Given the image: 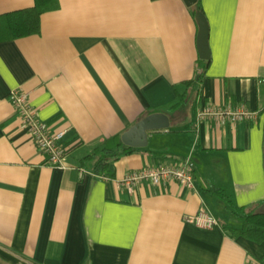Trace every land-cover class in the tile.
Returning a JSON list of instances; mask_svg holds the SVG:
<instances>
[{
  "label": "crops",
  "instance_id": "1",
  "mask_svg": "<svg viewBox=\"0 0 264 264\" xmlns=\"http://www.w3.org/2000/svg\"><path fill=\"white\" fill-rule=\"evenodd\" d=\"M36 0H0V17ZM212 57L194 97L168 129L123 156L114 177L87 157L160 112L199 69V25L185 0H59L40 35L0 42V264H264V243L233 238L238 207L264 211V0H201ZM23 89L40 118L65 131L67 167L48 164L21 128L11 94ZM208 106H244L256 120L199 121ZM191 159L194 189L127 174ZM209 210L219 226L189 219Z\"/></svg>",
  "mask_w": 264,
  "mask_h": 264
},
{
  "label": "built area",
  "instance_id": "2",
  "mask_svg": "<svg viewBox=\"0 0 264 264\" xmlns=\"http://www.w3.org/2000/svg\"><path fill=\"white\" fill-rule=\"evenodd\" d=\"M11 102L21 120V128L33 139L36 147L46 156L47 162L52 167L66 168L67 156L70 149L64 143L65 131H54L50 125L44 122L37 109L30 104V94L17 89L11 94ZM256 112L246 109L244 106L233 108L208 106L199 112L198 119L216 120L220 123L243 122L256 120ZM196 166L191 159L171 165H156L130 172L121 181V186L129 193L134 194L136 188L144 183L153 187L176 182L183 188L194 189ZM201 228L213 229L219 226V220L207 209H203L197 216L189 219Z\"/></svg>",
  "mask_w": 264,
  "mask_h": 264
},
{
  "label": "trees",
  "instance_id": "3",
  "mask_svg": "<svg viewBox=\"0 0 264 264\" xmlns=\"http://www.w3.org/2000/svg\"><path fill=\"white\" fill-rule=\"evenodd\" d=\"M200 3L201 0L192 6L195 18H197L196 16L199 12H203ZM58 8L59 0H36V4L32 8L1 16L0 42L40 35L42 15ZM209 63V61L200 60L198 67L202 72H197L195 79L186 83L188 84L187 91L184 94H180L170 106L160 112L171 116L183 109L197 93ZM136 151L137 149L124 145L120 136H115L98 144L93 153L87 157V160L92 161V170L95 174L112 179L114 177V164L123 156L133 154ZM209 190L216 194L223 201L225 207L231 211L232 215L239 220V226L224 227L233 238H245L258 244L264 243V211L256 210L251 206H236L227 193L220 188L212 186ZM260 261H264V258L260 259Z\"/></svg>",
  "mask_w": 264,
  "mask_h": 264
},
{
  "label": "water",
  "instance_id": "4",
  "mask_svg": "<svg viewBox=\"0 0 264 264\" xmlns=\"http://www.w3.org/2000/svg\"><path fill=\"white\" fill-rule=\"evenodd\" d=\"M188 5L196 4L199 0H185ZM199 25L198 48L202 60H211L212 53L209 43L210 25L206 15L199 12L196 16ZM171 120L168 115L155 113L147 116L122 136V142L127 147L135 149L145 148L149 144V134L154 131H160L170 128Z\"/></svg>",
  "mask_w": 264,
  "mask_h": 264
}]
</instances>
